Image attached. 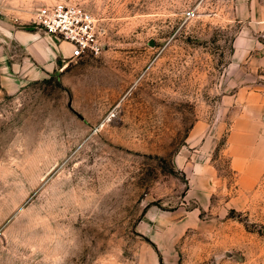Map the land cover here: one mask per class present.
<instances>
[{
    "label": "rangeland",
    "instance_id": "374dc122",
    "mask_svg": "<svg viewBox=\"0 0 264 264\" xmlns=\"http://www.w3.org/2000/svg\"><path fill=\"white\" fill-rule=\"evenodd\" d=\"M54 1L97 16L104 45L39 77L21 46L0 60V264H264V126L231 134L264 119V0L2 15L39 30Z\"/></svg>",
    "mask_w": 264,
    "mask_h": 264
},
{
    "label": "crops",
    "instance_id": "0c3cea01",
    "mask_svg": "<svg viewBox=\"0 0 264 264\" xmlns=\"http://www.w3.org/2000/svg\"><path fill=\"white\" fill-rule=\"evenodd\" d=\"M7 0H0V60L10 62L15 59L14 46H21L25 53V61L27 62L28 74L35 77L44 76L51 72L57 66L59 56H68L70 53V44L64 40L56 41L51 36L45 35L40 30L22 28L15 25L9 17L2 15L3 11L15 12V7ZM10 1V0H8ZM5 3V4H4ZM247 12L250 6L247 4ZM16 19V18H15ZM235 47L247 52L254 49L255 44L251 39L244 40L241 35L234 39ZM261 58L260 65L264 67V54ZM259 128L247 130L237 127L234 122L231 134L235 132L246 133L248 137L258 134L264 126V119L257 122ZM264 138V132L261 134Z\"/></svg>",
    "mask_w": 264,
    "mask_h": 264
},
{
    "label": "built area",
    "instance_id": "2783aa9c",
    "mask_svg": "<svg viewBox=\"0 0 264 264\" xmlns=\"http://www.w3.org/2000/svg\"><path fill=\"white\" fill-rule=\"evenodd\" d=\"M190 13L192 11L187 12ZM29 20L46 35L68 42L70 60L97 54L103 48L104 26L97 16L77 3L54 1L41 4L32 11Z\"/></svg>",
    "mask_w": 264,
    "mask_h": 264
}]
</instances>
